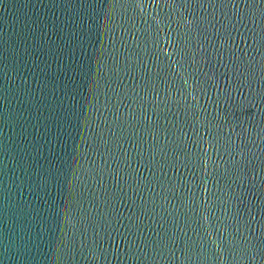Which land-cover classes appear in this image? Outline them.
Segmentation results:
<instances>
[{"label": "water", "instance_id": "obj_1", "mask_svg": "<svg viewBox=\"0 0 264 264\" xmlns=\"http://www.w3.org/2000/svg\"><path fill=\"white\" fill-rule=\"evenodd\" d=\"M261 231L264 0H0V264H264Z\"/></svg>", "mask_w": 264, "mask_h": 264}, {"label": "snow or ice", "instance_id": "obj_2", "mask_svg": "<svg viewBox=\"0 0 264 264\" xmlns=\"http://www.w3.org/2000/svg\"><path fill=\"white\" fill-rule=\"evenodd\" d=\"M217 53L223 54L219 48L216 49V51L213 53V56H215ZM205 56H207V53H205ZM205 61H207V59ZM230 63L233 64V67L231 69L232 76H237L238 69L234 61L232 60V58L230 60ZM211 75L214 77L216 75V72H211ZM227 99L229 98L225 94V100ZM200 116L203 122H201V119L197 118L195 112H193L191 117H188L189 119H191V124H192L191 130L194 133V135L192 136L190 140L188 138H185L183 141H181L182 147L186 149L187 152L189 149H192L197 154H202L201 145L204 143V136L209 137L208 143L211 144L213 147H215V145L213 144V141H215L216 139V137L213 135V128H214L213 122L214 121L211 119H208L202 113L200 114ZM205 128L208 129L207 134L200 135V133L204 132ZM121 219L122 217L121 215L118 214L116 209H113L112 211L109 212L108 218L106 221L107 226L106 227L102 226L103 232L108 234L107 239H113V233L119 232ZM128 221H129V228L132 229V220L128 219ZM104 239H105V236H104ZM258 240L260 241L261 248H264V231H261V235L258 237Z\"/></svg>", "mask_w": 264, "mask_h": 264}]
</instances>
